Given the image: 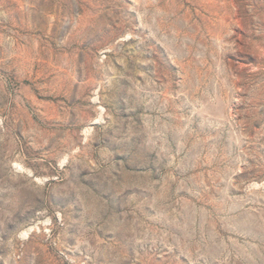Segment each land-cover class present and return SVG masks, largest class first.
Instances as JSON below:
<instances>
[{"label":"rangeland","instance_id":"rangeland-1","mask_svg":"<svg viewBox=\"0 0 264 264\" xmlns=\"http://www.w3.org/2000/svg\"><path fill=\"white\" fill-rule=\"evenodd\" d=\"M0 264H264V0H0Z\"/></svg>","mask_w":264,"mask_h":264}]
</instances>
